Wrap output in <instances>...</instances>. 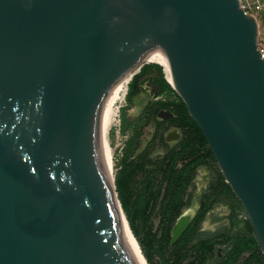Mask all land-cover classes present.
I'll return each instance as SVG.
<instances>
[{
  "label": "water",
  "instance_id": "95a60500",
  "mask_svg": "<svg viewBox=\"0 0 264 264\" xmlns=\"http://www.w3.org/2000/svg\"><path fill=\"white\" fill-rule=\"evenodd\" d=\"M258 33L238 0H0V264H143L101 115L110 88L164 68L158 56L264 255ZM191 219L178 217L171 243Z\"/></svg>",
  "mask_w": 264,
  "mask_h": 264
},
{
  "label": "rangeland",
  "instance_id": "374dc122",
  "mask_svg": "<svg viewBox=\"0 0 264 264\" xmlns=\"http://www.w3.org/2000/svg\"><path fill=\"white\" fill-rule=\"evenodd\" d=\"M258 26L264 34V16ZM161 98L174 99V96L166 93ZM116 106L118 112L108 131L110 177L119 201L116 182L126 181L123 193L128 196V207L122 208V215L145 264L157 261L173 264L177 243L181 249L180 264H201L199 260L203 257V264H264V261H254L250 252L230 261L234 239H246L252 231L242 215V205L225 186L222 196L202 194L211 184L225 181L214 156L205 160L197 158L196 144L180 140V130L171 127L174 125L171 120L159 118L156 105L145 101L143 96L137 94L129 105L121 98ZM123 109L127 121L125 134L121 133ZM126 153L129 154L127 160ZM215 198L218 200L214 203ZM230 204L240 213L239 226L232 232L229 230ZM189 212L192 213L189 225L179 239L171 243L176 220ZM129 220L133 222L135 235ZM200 234L211 235L202 252L196 242Z\"/></svg>",
  "mask_w": 264,
  "mask_h": 264
},
{
  "label": "trees",
  "instance_id": "16d2710c",
  "mask_svg": "<svg viewBox=\"0 0 264 264\" xmlns=\"http://www.w3.org/2000/svg\"><path fill=\"white\" fill-rule=\"evenodd\" d=\"M145 74H152L154 84L160 87L159 88L160 93L162 94L169 93L174 96V99H167L165 101H160L159 104L155 106V112L157 113L159 109L165 108L166 110H168L170 113L174 115L171 121L179 127V130L181 131L180 133L182 134V141L186 143L196 144V147H197L196 157L197 158L201 157L205 160L210 157H213V153L211 149L209 148L200 128L198 127L197 123L193 120V118L189 115L186 104L183 102L180 96L176 93V91L172 88V86L168 83V81L165 78V73L163 71V68L159 66L158 64L152 63V64L143 66L140 72L131 79V81L128 84V90L125 96L126 103L128 105L131 104L133 102L134 97L139 93L140 91L139 80L141 79V76ZM126 128H127L126 112H125V109H123L121 111V133L122 134H125ZM128 157H129V154L126 153L125 160H127ZM125 183H126L125 179L116 182V191L118 193V197L121 201V206L123 209H126L128 207L127 206L128 196L125 197L123 193V189H125V186H126ZM224 186L226 187V189L231 191L230 195L236 198V196L232 193L230 186L223 179L221 180L220 186L218 189L211 188L208 192L209 194H212L215 197L222 196L224 195ZM217 200L218 199L215 198L213 202L215 203L217 202ZM229 206H230V215H229L230 225L233 229L236 226H238V223H239L238 216L240 213L238 212V209L234 204H230ZM129 224H130V228L133 234L135 235L136 231H135L132 220H129ZM250 227L252 231L253 228L251 224H250ZM210 238L211 236L207 234L206 235L200 234L196 236V242L199 243L201 252L203 251V249L206 248V244L209 243ZM234 240H235V248L233 250L234 254L230 258L231 262L238 259L239 256L245 252H250V256L254 261H264V255L261 252L252 234L247 236L246 239H236L235 238ZM177 244L174 250V259L172 261L173 264H180V261H181V254H180L181 249L179 248ZM210 244L212 245V243ZM207 246L210 247L209 244ZM204 260L205 258L203 257L199 260V262L203 264Z\"/></svg>",
  "mask_w": 264,
  "mask_h": 264
},
{
  "label": "bare ground",
  "instance_id": "6f19581e",
  "mask_svg": "<svg viewBox=\"0 0 264 264\" xmlns=\"http://www.w3.org/2000/svg\"><path fill=\"white\" fill-rule=\"evenodd\" d=\"M154 60L157 61L158 63L163 64V66L165 68V72H166V78L168 80L169 69H168V63H167L166 58L164 56H158ZM125 83L126 82H122V83H118L117 85L113 86L112 88H110L107 91V93L104 97L103 106H102V115H101V133H102V138H103L107 153H108V131H109L110 126L113 124V122L115 120L116 112H118V111H116V108L118 107L116 105L118 104V101L122 98V93H123L122 87ZM107 175H108V178L110 180V183L112 184V180L110 177V166H109L108 162H107ZM112 186H113V184H112ZM123 219H124V217H123ZM124 224H125V226L128 230V233H129V235H130V237H131V239L135 245V248L138 252V255H139L142 263L145 264L141 254H140V251L138 250V247H137V245H136V243L132 237V234L130 233V230H129L126 222H125V219H124Z\"/></svg>",
  "mask_w": 264,
  "mask_h": 264
},
{
  "label": "flooded vegetation",
  "instance_id": "af4514ba",
  "mask_svg": "<svg viewBox=\"0 0 264 264\" xmlns=\"http://www.w3.org/2000/svg\"><path fill=\"white\" fill-rule=\"evenodd\" d=\"M143 79H146L144 84L142 86H139L140 87V91L138 93V95H141L143 96V98H145V101H149V102H152L154 105H157L159 104L160 101H165V99H162V93L159 92V88L157 85L154 84L153 82V76L152 74H145L143 76H141V80ZM131 81V80H130ZM160 111H167L169 112L168 110H166L165 108H161L158 110L157 112V115ZM170 113V112H169ZM172 114V113H171ZM173 115V114H172ZM174 117V115L172 117H167L165 118V120H171L172 118ZM171 127H174L177 131L179 130V127L177 125H172ZM181 132V131H180ZM182 139V134H181V137H180V140ZM220 186V182H216V183H213L211 184V186L208 187V189L204 190L202 194H206V193H209L208 191L211 189V188H214V189H218ZM240 202V201H239ZM241 204V203H240ZM201 205V204H200ZM230 208V206H229ZM230 215V214H229ZM230 221V219H229ZM248 221V220H247ZM239 222V220H238ZM249 222V221H248ZM240 223V222H239ZM239 223H238V226H239ZM250 223V222H249ZM238 226H236L235 228L232 229L230 223H229V230L230 232L234 231L235 229L238 228ZM203 235H206V234H203ZM207 235H210V234H207ZM211 236V235H210ZM220 249H218V255H220Z\"/></svg>",
  "mask_w": 264,
  "mask_h": 264
},
{
  "label": "built area",
  "instance_id": "2783aa9c",
  "mask_svg": "<svg viewBox=\"0 0 264 264\" xmlns=\"http://www.w3.org/2000/svg\"><path fill=\"white\" fill-rule=\"evenodd\" d=\"M238 1L241 9L244 11L246 15L254 16L257 19V21H259L260 18L264 16V0H238ZM257 51L259 53L260 59L264 60V34L260 30L258 33ZM163 71L166 75L165 68H163ZM129 82L130 81L126 82L122 87L123 88L122 98H125L126 96ZM122 149L123 148L121 147L120 150Z\"/></svg>",
  "mask_w": 264,
  "mask_h": 264
}]
</instances>
